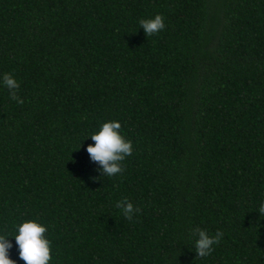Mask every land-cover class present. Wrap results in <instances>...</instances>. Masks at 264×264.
<instances>
[{
	"label": "trees",
	"instance_id": "obj_1",
	"mask_svg": "<svg viewBox=\"0 0 264 264\" xmlns=\"http://www.w3.org/2000/svg\"><path fill=\"white\" fill-rule=\"evenodd\" d=\"M108 121L133 145L111 177L87 152ZM261 204L264 0H0V235L17 264L31 220L49 264H264ZM196 228L223 232L206 257Z\"/></svg>",
	"mask_w": 264,
	"mask_h": 264
},
{
	"label": "clouds",
	"instance_id": "obj_2",
	"mask_svg": "<svg viewBox=\"0 0 264 264\" xmlns=\"http://www.w3.org/2000/svg\"><path fill=\"white\" fill-rule=\"evenodd\" d=\"M140 27L147 37L159 33L165 28L162 15H156L151 19H141ZM3 83L9 89L10 98L23 104L17 90L20 85L10 73L3 75ZM93 144H89L87 152L90 160L99 165L98 170L102 176H115L122 173V161L130 156L133 145L121 134V123L118 121H108L101 125L99 131L90 136ZM93 179H97L93 177ZM116 207L123 210L126 219L132 220L135 213L140 212L139 208H134L127 198L118 201ZM259 213L264 214V204L259 207ZM47 229L38 222L26 221L18 226V235H15L16 245L19 249V257L25 264H49L51 259L50 241L46 238ZM193 235L198 239L195 243L197 257H206L213 251V245L218 244L223 237L222 231H217L215 236H210L207 231L196 228ZM13 244L5 236L0 235V264H17L10 258V249Z\"/></svg>",
	"mask_w": 264,
	"mask_h": 264
}]
</instances>
